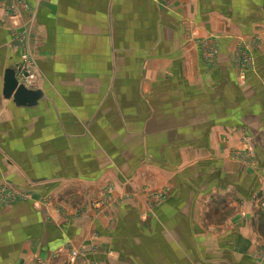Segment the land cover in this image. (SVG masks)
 <instances>
[{
  "label": "rangeland",
  "instance_id": "374dc122",
  "mask_svg": "<svg viewBox=\"0 0 264 264\" xmlns=\"http://www.w3.org/2000/svg\"><path fill=\"white\" fill-rule=\"evenodd\" d=\"M16 3H1V8L11 19L18 18V27L22 11L36 12L55 4L54 9L64 16L59 20L67 23V28L64 34L59 26L60 32L53 36L52 43L57 45L63 37L66 45L63 47L60 42L61 49L55 51V57L41 59L33 48L37 42L33 41L28 24L13 34L19 48L16 65L19 76L28 70L34 77L31 86H43L51 95L45 103L50 121L48 129L41 123H33L31 129L4 127L0 132V263L9 264L15 261V256L19 260L25 249L40 242L51 226L50 212L68 221L85 218L91 212L105 217L95 235L113 233L112 249H106L105 242H83L81 246L67 242L65 248L57 249L68 253L58 264H103V259L90 258H101L103 254L112 255L119 264H264V214L258 226H253L252 221L243 228L242 241H235L236 227H231L228 235H221L218 232L221 227L201 223L195 226L197 236L192 241H173L168 226L153 222L157 209L178 194L186 171L196 177L200 174V163L193 171L186 169L180 156L176 161L158 163L162 184L146 183L131 196L118 194L117 181L106 182L92 199V208L79 193L60 192L64 187L73 191L88 189L84 182L79 186L74 177L99 179L111 168L117 175L122 173V165L135 169L138 164L149 163V155L153 158L155 154H163L161 142L152 136L154 129L177 118L172 106L180 100L184 103L186 98L184 85L176 87L175 82L166 79L174 69L162 58L169 54L179 34L184 35L192 26L194 41L207 48L203 50L207 64L213 67L218 59L216 37L206 34L203 25L205 33L199 31L201 25L197 21L206 20L196 16L203 2L189 3L191 10L186 11L189 17L179 16L180 12L175 10L177 0ZM259 40L253 38V47L238 45L236 57L243 78L254 64L251 51ZM172 91L174 94L170 96ZM244 148L235 153V158L249 164L253 149ZM42 183H46L44 187ZM63 196L72 207L70 214L63 208ZM129 202L137 207L126 222L121 221L120 209ZM50 208L53 210L49 211ZM229 209L233 208L224 211L226 217L235 212ZM240 215L243 217L245 213L242 211ZM212 219L226 218L215 213ZM228 229L222 228V233ZM253 233L258 239L254 243Z\"/></svg>",
  "mask_w": 264,
  "mask_h": 264
},
{
  "label": "crops",
  "instance_id": "0c3cea01",
  "mask_svg": "<svg viewBox=\"0 0 264 264\" xmlns=\"http://www.w3.org/2000/svg\"><path fill=\"white\" fill-rule=\"evenodd\" d=\"M18 1L0 0V132L4 127L16 130L29 126L31 129L33 123H41L48 129L50 121L45 103L51 95L45 87L38 86L45 89L48 98L35 108L18 107L13 99L4 95L6 70L18 64L19 48L13 37L14 31H22L28 24V28L33 31L32 39L37 42L33 48L38 51L37 55L41 59L55 57V51L61 49L60 42L64 44L63 47L66 45L62 42L65 38L60 36L57 45L52 43L55 40L53 36L60 32L59 26L64 34L67 28V23L59 20L64 16L54 9L55 4H51L49 9H38L36 12L22 11L21 26L18 27V18L11 19L1 8V3L14 5ZM198 1L203 2V7L201 12L196 9L200 12L196 16L206 19L197 21L201 25L198 26L201 28L199 31L203 34L206 29V34L216 37L218 59L213 67L207 64L203 57V50L207 48L204 49L194 41L192 26L188 27L189 31H185L184 35L179 34L169 54L162 58L174 69L173 74L168 73L166 79L175 82L176 87L177 84L184 85L186 98L184 103L180 100L172 106L174 111L171 107L166 108L175 112L177 118L160 123L154 129L152 136L161 142L159 145L162 146L163 154H155L153 158L149 155V163L138 164L135 169L122 165V173L117 175L111 168L99 179L91 176L74 177L79 186L84 182L88 189L84 187L73 191L64 187L60 192L64 195L79 193L85 204L92 208V199L97 197L106 182L117 181L118 194L135 195L146 183L162 184L160 165L156 164L176 161L181 157L180 161L187 165L186 169L193 171L200 163L201 172L196 177L193 172L189 174L186 171L185 179L179 180L178 194L164 207L157 209L153 222L168 226L173 241H192L197 236L195 226L200 223L221 227L218 228L221 235H228L232 232L231 227H236L235 241H242L243 228L252 221L253 226H258L264 214V0H177L175 10L180 12L179 16L189 17L186 13L188 9L191 10L189 3ZM255 37L260 40L251 51L254 64L243 78L237 58L238 45L253 47ZM174 92L177 95V91ZM173 94V91L170 92V96ZM181 113L184 114L179 117ZM243 146L253 149V160L249 164L235 158V153L243 150ZM70 158L68 161L71 162ZM95 159L98 160L97 157ZM62 199L63 208L70 214V203L64 196ZM135 207L136 204L129 202L126 208L124 206L120 209L121 221L125 219L126 222ZM229 207L233 208L229 210L235 212L226 217L224 211ZM52 210L50 208L49 211ZM242 211L245 213L243 217L240 215ZM215 213L226 219L213 220ZM50 215L52 223L44 237L32 248L27 246L19 260L15 256L14 264H58L67 258L68 253L57 249L67 245V242H72L73 246H81L83 242H105L106 249H112L115 240L113 233L109 236L104 233L95 235L105 217L90 212L85 218L68 221L54 212H50ZM226 226L229 227L228 231L222 233V228ZM257 240V235L253 233V243ZM100 257L90 258L93 261L103 259V264H119L115 263L112 255L103 254Z\"/></svg>",
  "mask_w": 264,
  "mask_h": 264
},
{
  "label": "water",
  "instance_id": "95a60500",
  "mask_svg": "<svg viewBox=\"0 0 264 264\" xmlns=\"http://www.w3.org/2000/svg\"><path fill=\"white\" fill-rule=\"evenodd\" d=\"M19 68L10 67L6 70L4 95L6 98L13 99L18 107L35 108L38 107L42 100L48 98L45 89L40 87L29 86L25 81L19 78ZM28 77L29 73H25Z\"/></svg>",
  "mask_w": 264,
  "mask_h": 264
},
{
  "label": "built area",
  "instance_id": "2783aa9c",
  "mask_svg": "<svg viewBox=\"0 0 264 264\" xmlns=\"http://www.w3.org/2000/svg\"><path fill=\"white\" fill-rule=\"evenodd\" d=\"M25 73H29V76L28 77H26L25 76ZM25 73L23 74V76H19V78H20V80H22V81H25L29 86H31V79H33L34 77L33 76H31V73L27 70V71H25ZM19 74V73H18ZM33 87V86H32Z\"/></svg>",
  "mask_w": 264,
  "mask_h": 264
}]
</instances>
